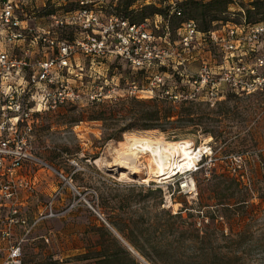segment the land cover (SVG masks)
<instances>
[{"label": "rangeland", "instance_id": "rangeland-1", "mask_svg": "<svg viewBox=\"0 0 264 264\" xmlns=\"http://www.w3.org/2000/svg\"><path fill=\"white\" fill-rule=\"evenodd\" d=\"M122 1L90 0L88 5L102 17L121 14L140 21L147 16L151 25L155 12L170 15L173 27L187 17L200 26L205 21L199 14L189 16L184 0H132L127 10L120 8ZM251 1L231 0L228 11L216 21H240L243 15L259 19L264 6L248 14ZM79 5V0H36L26 2L24 8L41 17ZM51 33L70 40L74 30L52 26ZM211 47L220 62V51ZM260 49L264 51V37ZM107 57L75 52L66 78L80 96L38 115L32 154L40 161L22 167L35 187L24 207L32 228L24 241L23 264H96L94 258L79 256L98 247L97 226L99 220L105 223L92 207L108 223L120 226L121 237L140 245L156 264H264V92L225 95L213 106L199 100L201 96L167 97L161 103L172 105L179 115L174 130L123 129L130 101L151 97L145 89L149 80L132 71L124 59ZM168 74H162L165 81L174 78ZM132 82L144 87L138 96L127 91ZM94 90L101 94L91 100L89 92ZM101 108L106 118H92ZM108 132L117 137L105 139ZM127 132L188 140L194 148L205 145L210 151L196 161L197 169L175 171L162 181L155 177L149 155H128L124 157L128 164L116 159L114 149ZM185 180L188 186L181 187L180 181ZM101 182L119 186L123 200L101 206L96 192ZM49 205L57 214L37 219ZM179 211L180 215H172ZM131 253L143 264H151L139 251L143 260ZM122 260L127 262L125 257Z\"/></svg>", "mask_w": 264, "mask_h": 264}, {"label": "built area", "instance_id": "built-area-1", "mask_svg": "<svg viewBox=\"0 0 264 264\" xmlns=\"http://www.w3.org/2000/svg\"><path fill=\"white\" fill-rule=\"evenodd\" d=\"M34 1L0 0V208L6 209L0 215V264H23V244L32 225L18 202V192L22 188L32 193L35 187L32 178L19 170L25 161H40L32 154L39 113L80 96L66 78L75 52L114 55L134 68L162 64L188 77V85H178L174 78L165 81V72H154L145 88L150 96L173 100L202 96L213 106L224 86L236 94L264 92L260 49L264 21L245 29L243 22L227 20L202 32L195 19L185 18L175 28L174 38L168 17L164 20L157 13L152 25L149 17L140 21L121 14L102 17L88 5L90 0H79L74 9L39 17L24 8ZM44 16L52 20L50 24L42 23ZM52 26L72 27V39L52 34ZM208 43L220 51V62ZM156 86L159 90L154 91ZM142 90L135 82L127 88L136 96ZM100 94L101 90L90 91L89 97L98 99ZM194 169L196 165L188 170ZM180 186H188V181H180ZM56 214L49 205L37 219Z\"/></svg>", "mask_w": 264, "mask_h": 264}, {"label": "trees", "instance_id": "trees-1", "mask_svg": "<svg viewBox=\"0 0 264 264\" xmlns=\"http://www.w3.org/2000/svg\"><path fill=\"white\" fill-rule=\"evenodd\" d=\"M231 0H184L183 3L189 5V16H195L199 14L202 18L205 19L202 26L199 25V30L202 32H207L209 29L214 27V25L217 22H225L227 20H231L234 22H243L244 28L247 29L248 27L257 24L259 22L264 21V15H262L259 19H250L246 18V15H243L242 19L240 21H236L233 19H226L224 21H216L222 18V14L228 11L229 2ZM132 0H124L120 4V8L127 10L131 5ZM264 6V0H252L251 6L246 8L247 13L251 12V10H255L259 6ZM157 14H160L163 19L165 20L166 17L170 20V30H171V36L174 35L175 28L179 25H175L173 27L170 19V15L163 14L161 12H155ZM154 13V14H155ZM128 17V16H126ZM147 16H144V18ZM129 18V17H128ZM143 18V19H144ZM192 18V17H187ZM130 19V18H129ZM194 19V18H193ZM132 20V19H131ZM134 21V20H132ZM216 21L214 25H210L211 22ZM181 22V21H180ZM179 22V23H180ZM163 24V22H162ZM199 24V23H198ZM160 32H163L162 29H160ZM174 37V36H173ZM166 43V42H164ZM210 45V49H213ZM205 49V48H204ZM91 57V56H90ZM98 57V59H106L107 56H95ZM94 58V57H91ZM249 59V57H248ZM129 65V64H128ZM195 64H191V68H193ZM129 68L132 71H135V73H140L145 81L147 82L150 78V76L154 72H165L166 74L170 73L171 77H174L176 82L179 84L184 82L183 85H188V77L185 75H178L171 67L162 65V64H156L152 63L150 66L142 67V68H134L129 65ZM169 75V74H168ZM222 97L224 98L225 95L229 94H236L235 92L226 89V91L223 89L221 91ZM135 97V96H134ZM167 97L165 96H159V95H153L151 97H148L147 99H134L130 101L131 105L124 111V114L128 115L129 120L127 123H125L123 129H129V128H159L163 131H172L174 128H176L178 125L175 123L179 119V115L177 114V111L174 109L172 105H164L161 103V100H165ZM169 100V99H167ZM187 101L184 103L192 102ZM201 101H204L207 103L205 97H200ZM171 101V100H169ZM115 114V112H113ZM92 118H101L105 119L104 111L103 109L95 110L91 114ZM117 133L115 132H108L105 135V139L110 138H116ZM119 186L116 185H109L104 182H101L97 185V196L100 198V204L103 207H106L109 205V203L114 200L115 202H121L123 199L122 195L118 192ZM181 210V209H180ZM182 213L181 211L175 212L172 215L178 216ZM108 219V218H107ZM109 223L118 231L120 232V226L114 224L109 220ZM99 232H98V239H97V246L89 248L86 251H83L79 254L80 258H94L96 261V264H143L139 260H137L131 253L130 249L124 245L119 237L101 220H99V224L97 226ZM104 234H106V238H104ZM126 240V239H125ZM127 241V240H126ZM131 243H129V242ZM127 242L132 246L135 247L137 251L141 255H143L151 264H156L154 259L150 257L145 251H143L142 247L140 245H137L136 242L132 240H128ZM24 245V244H23ZM132 246V247H133ZM23 255H24V249H23ZM122 257L127 258V262H124L122 260ZM23 259V258H22ZM24 263V262H23Z\"/></svg>", "mask_w": 264, "mask_h": 264}, {"label": "bare ground", "instance_id": "bare-ground-1", "mask_svg": "<svg viewBox=\"0 0 264 264\" xmlns=\"http://www.w3.org/2000/svg\"><path fill=\"white\" fill-rule=\"evenodd\" d=\"M114 151L116 159L121 164H128L124 160L128 155H136V157L149 155L155 177L163 181L170 176V173L195 166L196 161L203 153L209 152L210 148L205 145L194 148L188 140H165L149 134L127 132ZM98 160L99 158L96 162ZM192 184L190 188H194Z\"/></svg>", "mask_w": 264, "mask_h": 264}, {"label": "crops", "instance_id": "crops-1", "mask_svg": "<svg viewBox=\"0 0 264 264\" xmlns=\"http://www.w3.org/2000/svg\"><path fill=\"white\" fill-rule=\"evenodd\" d=\"M40 20H41V19H40ZM43 22L46 23V21H44V20L42 21V23H43ZM27 162H29V161H25L24 164H23V166H24ZM23 166H22V167H23ZM19 172H20V173H23V172H22V168H20ZM30 197H32V193H29L28 191H26L25 189H22V188L19 190V192H18V202H19V204H20L22 210H24L25 205L29 202L28 200H30V199H29ZM5 211H6V209L3 208V207H1V208H0V215H1L2 213H4Z\"/></svg>", "mask_w": 264, "mask_h": 264}, {"label": "water", "instance_id": "water-1", "mask_svg": "<svg viewBox=\"0 0 264 264\" xmlns=\"http://www.w3.org/2000/svg\"><path fill=\"white\" fill-rule=\"evenodd\" d=\"M67 182L69 183V185H71L72 187H74L71 182H69L67 180ZM92 209L97 213V215L105 222V224L125 243V245L130 249V251H132L133 253H135L139 258H141L143 260V258L137 253V251L125 240L121 237V235L117 232V230L111 226L106 219L96 210L92 207Z\"/></svg>", "mask_w": 264, "mask_h": 264}]
</instances>
